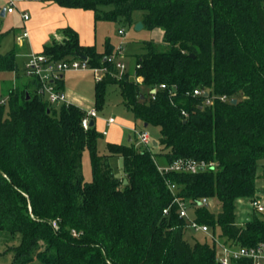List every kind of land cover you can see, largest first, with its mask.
I'll list each match as a JSON object with an SVG mask.
<instances>
[{
  "label": "trees",
  "instance_id": "obj_1",
  "mask_svg": "<svg viewBox=\"0 0 264 264\" xmlns=\"http://www.w3.org/2000/svg\"><path fill=\"white\" fill-rule=\"evenodd\" d=\"M52 1L92 12L95 23L141 22L162 32L159 43L143 42L132 68L124 56L125 73L94 84L95 110L104 105L106 87L117 85L125 108L144 127H158L159 139L149 148L132 139L108 143L100 155L103 135L95 123L82 128L84 110L48 105L37 81L17 73L15 51L0 54L6 76L0 84V237L18 242L5 251L10 264H220L214 241L185 239L190 228L168 183L189 206V218L223 243H264L263 212L251 208L240 224L236 213L237 200H260L257 180H264V0ZM115 48L109 39L102 52L81 45L77 32L65 27L41 54L56 62L85 57L89 67H100ZM4 81L11 83L7 91ZM56 88L62 91L63 78ZM194 89L207 91L213 103L203 106L205 97L192 96ZM223 95L226 102L218 100ZM159 147L162 164L151 151ZM85 149L90 182L81 174ZM112 157L121 160L118 176ZM181 158L214 166L196 174L158 171L157 165ZM202 199L217 200L219 211L199 206Z\"/></svg>",
  "mask_w": 264,
  "mask_h": 264
},
{
  "label": "rangeland",
  "instance_id": "obj_2",
  "mask_svg": "<svg viewBox=\"0 0 264 264\" xmlns=\"http://www.w3.org/2000/svg\"><path fill=\"white\" fill-rule=\"evenodd\" d=\"M35 1V0H29ZM42 1V0H40ZM8 6L7 0H0V12L3 8ZM15 11L13 14H7L4 17L0 15V34L2 38L0 40V54H6L12 49H17L14 42V37L18 31L21 30L23 23L20 17L22 13L19 7V3L15 5ZM83 16L78 18V22L82 24H90L92 21V13L89 11H79ZM46 24L45 22H42ZM44 28V26H42ZM118 30H123L125 33L123 35L118 34ZM24 30H21L23 32ZM94 37V44L97 49L104 48V41L106 38L111 39L117 45L121 42L123 47V53L126 60L129 59V64L133 63L135 56L140 55L144 52L143 42L158 40L160 38V32L157 30L149 31L146 29H141L139 31L135 30V25H122L120 22H105L98 21L95 23V28L90 30V36ZM27 44V43H26ZM22 57L15 55V63L18 64V68L23 64ZM21 70V69H20ZM21 75V72L19 73ZM10 79H14V73L8 75ZM5 75H0V84L2 80L5 79ZM15 80L12 81V85H15ZM94 84L95 81L92 75L86 71H79V73L73 71H66L63 73V90L68 98L69 103L78 105L83 109L95 108L94 106ZM3 90L10 88L11 83L8 81L3 82ZM1 86V85H0ZM145 93V90H141ZM98 111L99 117L108 118L113 117L115 119V124L109 128L104 127V123L96 120L95 128L98 132H102L103 129L106 130V135L101 136L97 142V150L100 155L107 153L108 143H119L127 144L128 137L130 136L133 143L138 142L137 133L144 131L147 133L151 141H157L159 139V128L156 126L144 127L140 121L135 120L132 114L125 108L122 103V98L117 85H108L106 87L104 105L102 109H96ZM156 157H158V162L160 164L163 161L160 159L162 153V148L153 150ZM158 153V154H157ZM111 167L116 176L121 174V160L117 157H112L110 159ZM264 164V163H263ZM81 174L83 181L90 182L92 180L91 175V165H90V153L88 149H85L82 153L81 158ZM260 174V170L258 175ZM257 186L261 191L257 194L258 199L264 205V180L259 178L257 180ZM208 207L211 212L219 211V203L215 199H209ZM236 213L238 224L242 223L252 214V209L250 207L249 200H237L236 202ZM264 214V212H263ZM185 239L194 242L195 240L202 242L204 240L203 236L199 233H194L192 230L187 229L185 231ZM17 240L11 241L0 237V264H10L12 260V254L7 253L8 248H12L17 245Z\"/></svg>",
  "mask_w": 264,
  "mask_h": 264
},
{
  "label": "built area",
  "instance_id": "obj_3",
  "mask_svg": "<svg viewBox=\"0 0 264 264\" xmlns=\"http://www.w3.org/2000/svg\"><path fill=\"white\" fill-rule=\"evenodd\" d=\"M6 13H12L15 10L14 0H8V6L6 7ZM23 22L28 20L27 14L21 15ZM119 35H123V30H118ZM28 33L24 30L20 36L16 38L18 43L22 39L27 38ZM106 65H101L100 67H89L87 64V59H77L71 58L63 61H51L48 57L43 54H30L23 68V74L27 79H35L37 81V93L44 99V101L52 106L68 105L69 102L65 93L56 88V82L59 81L63 73L66 71H86L92 75L95 83L103 81L106 77H116L117 75H122L127 70V64L124 61V53L122 43L116 46L115 50L104 58ZM135 81L140 84L142 82L141 77H135ZM161 89L165 88V85H160ZM154 92V91H153ZM203 96L205 97L203 101V106H208L213 103L214 98L208 96L207 91H202L200 89H194L192 91V96ZM220 102H226L227 97L225 95L218 98ZM85 116L81 121V126L84 130L90 127V122L94 123L96 120L101 118L98 112L94 109L84 110ZM182 116L187 118V113L182 111ZM104 120V126L106 128L115 124V119L113 117H108ZM102 135H106V130H103ZM138 142L137 145L144 147H151L153 141L150 140L146 132L141 131L137 133ZM214 166L212 162L207 163L205 161H197L194 159H177L169 165H157V169L161 173H184V174H196L200 171L207 169L208 167ZM172 196L173 202L178 206L179 218L185 219L188 222V227L192 229L195 233H199L206 236L210 241H214L220 248L219 253V263L220 264H230L231 260H238L240 258H245L252 261V264H264V243H260L255 247H236L231 244H225L218 238L212 235L211 231L206 225L197 224L194 220L189 218V206L186 202L182 201L178 196V189L175 184H167ZM209 201L207 199H202L198 202L199 206L208 205ZM251 208L257 212H264V205L260 200H254L250 202ZM168 208L163 210V214H167ZM52 227L57 229L56 222L52 223Z\"/></svg>",
  "mask_w": 264,
  "mask_h": 264
},
{
  "label": "crops",
  "instance_id": "obj_4",
  "mask_svg": "<svg viewBox=\"0 0 264 264\" xmlns=\"http://www.w3.org/2000/svg\"><path fill=\"white\" fill-rule=\"evenodd\" d=\"M14 2H15V5L17 4V2L19 3V7L21 9L20 11L22 12L20 14V17L24 13L28 15V20L25 22H23V19L21 17L22 23H23L21 30H26L28 33V37L22 39L21 42L18 43L16 41V38L21 35L22 33L21 30L18 31L14 37V42H15V45L17 46V49H12V50L15 51L16 55L22 57L23 59V62H22L23 64L20 66L21 70L18 68V64L16 63L17 73L22 72L24 65L28 59V56L30 54H40L43 50V47L50 42V39L52 37H55V36L57 37L58 31L62 28L71 27L73 30H75L78 34L79 42L81 45H84V46L94 45L95 46L94 37L93 35L90 36V30L92 28H95V22L93 19L92 12H91L92 21L90 22V24H88V26L86 24L82 26V24L78 22V18L80 16H83L81 15L82 13L79 11H84V10L62 7L54 3L52 0H42V1L40 0H35V1L14 0ZM7 4H8V0H7ZM3 9H6V8H3ZM14 11L12 13H6V10H5L4 16H6L7 14H13ZM4 16H1V17H4ZM45 21H46V24L42 23ZM42 26H44V28H42ZM156 30L160 32V38L158 40H153V41L159 43L162 39V32L158 29ZM109 40L114 46H117L115 42H112L111 39ZM104 44H105V41H104ZM97 50L102 52L104 48L97 49ZM126 61L128 62L129 59H127ZM128 68H132V64H129V62H128ZM76 73H79V72H76ZM62 91L64 92L63 89ZM80 108L83 109L82 107ZM83 110H87V109H83ZM103 119L105 118L101 117L99 122L104 123ZM156 145L157 143L155 141V146Z\"/></svg>",
  "mask_w": 264,
  "mask_h": 264
},
{
  "label": "water",
  "instance_id": "obj_5",
  "mask_svg": "<svg viewBox=\"0 0 264 264\" xmlns=\"http://www.w3.org/2000/svg\"><path fill=\"white\" fill-rule=\"evenodd\" d=\"M4 14H5V9H2V11H1V16H4ZM143 28V25H142V23L141 22H137L136 24H135V30L136 31H139V30H141ZM83 60H86V58L84 57L83 58ZM232 104H235L236 103V100L235 99H232L231 101H230ZM47 113H48V111H47ZM94 125V122L93 121H91L90 122V126H93ZM146 126V125H145ZM131 141V137L129 136L128 137V142H130ZM153 145L155 146V141L153 142ZM124 184H126V180H124Z\"/></svg>",
  "mask_w": 264,
  "mask_h": 264
}]
</instances>
